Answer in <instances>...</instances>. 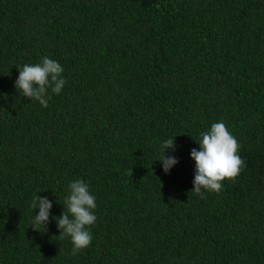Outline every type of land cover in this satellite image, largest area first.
Masks as SVG:
<instances>
[{"label":"trees","instance_id":"1","mask_svg":"<svg viewBox=\"0 0 264 264\" xmlns=\"http://www.w3.org/2000/svg\"><path fill=\"white\" fill-rule=\"evenodd\" d=\"M45 56L47 108L14 86ZM221 121L246 167L202 198L190 153ZM76 180L97 219L73 255L54 218ZM0 264H264V0H0Z\"/></svg>","mask_w":264,"mask_h":264},{"label":"clouds","instance_id":"2","mask_svg":"<svg viewBox=\"0 0 264 264\" xmlns=\"http://www.w3.org/2000/svg\"><path fill=\"white\" fill-rule=\"evenodd\" d=\"M19 76L15 81V88L23 93V97L36 100L44 108L48 107V101L52 94H60L66 84L63 78L62 65L49 57L42 58L40 63L25 64L18 70ZM175 139V138H174ZM174 139H167L160 145L163 171L168 174L177 163L174 156H165V150H176ZM199 150L192 149L190 157L195 161V174L193 190L195 194L204 197V192L222 191V181L233 180L246 167V162L237 154L239 144L229 132L223 121L212 124L210 130L200 133V140L196 142ZM69 195L64 201V210L61 217L54 218L59 237H69L72 243V254L76 255L86 249L92 235L88 227L96 222L93 214L96 208V197L90 194L89 186L83 180H76L69 184ZM52 202L47 197L41 198L34 195L30 207L38 214L34 215L31 227L37 231L43 228L47 231V224L52 209ZM71 217V218H70Z\"/></svg>","mask_w":264,"mask_h":264}]
</instances>
